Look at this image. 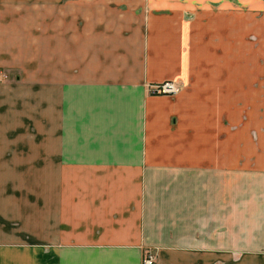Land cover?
<instances>
[{
  "label": "crops",
  "instance_id": "0c3cea01",
  "mask_svg": "<svg viewBox=\"0 0 264 264\" xmlns=\"http://www.w3.org/2000/svg\"><path fill=\"white\" fill-rule=\"evenodd\" d=\"M0 73V264H264V0H0Z\"/></svg>",
  "mask_w": 264,
  "mask_h": 264
},
{
  "label": "built area",
  "instance_id": "2783aa9c",
  "mask_svg": "<svg viewBox=\"0 0 264 264\" xmlns=\"http://www.w3.org/2000/svg\"><path fill=\"white\" fill-rule=\"evenodd\" d=\"M0 73V80H1ZM179 86L173 81H164L158 85H152L150 88V92L155 94H176L178 92ZM155 262V253L152 250L146 249L144 251L142 264H154Z\"/></svg>",
  "mask_w": 264,
  "mask_h": 264
}]
</instances>
